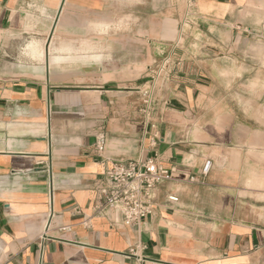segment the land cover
Segmentation results:
<instances>
[{
  "label": "crops",
  "instance_id": "obj_1",
  "mask_svg": "<svg viewBox=\"0 0 264 264\" xmlns=\"http://www.w3.org/2000/svg\"><path fill=\"white\" fill-rule=\"evenodd\" d=\"M190 14L214 43L242 46L240 57L228 53V70H256L264 91V52L250 51L264 48V0H196ZM166 33L165 0H0V264H264V225L236 192L244 168L234 148L211 149L188 126L207 87L186 79L166 90L165 80L154 109H143ZM251 106L243 102L241 120L234 106L227 112L226 138L246 141L235 146L242 156L247 141L264 140V116ZM152 157L173 174L154 214L135 227L115 213L93 217L111 162Z\"/></svg>",
  "mask_w": 264,
  "mask_h": 264
},
{
  "label": "rangeland",
  "instance_id": "obj_2",
  "mask_svg": "<svg viewBox=\"0 0 264 264\" xmlns=\"http://www.w3.org/2000/svg\"><path fill=\"white\" fill-rule=\"evenodd\" d=\"M160 6H162V2ZM166 3V43L155 42V60L154 64L144 78L145 84L155 85L156 88L151 94V102L146 104L144 91L140 96L144 99V107L150 110L154 109L157 98L160 96L161 87L166 80V90L169 83L179 80H189L191 82L201 83L206 86V102L196 113L189 115L187 121L189 128H192L193 135L207 142L213 149L216 147L234 148L230 151L233 155V163L236 169L244 168V171L235 172L233 182L236 184V192L245 200L247 214L250 218L264 225V150H259L264 144V140L251 139L248 151L245 156L235 146H239L246 141L242 139L228 140L227 133V112L234 106L235 114L241 120L243 118L242 104L244 101L251 102V113H256L257 117L264 116V91H256L260 83L255 76L256 70H251L243 75L239 69L228 70V53L234 52L236 57H240L243 52L242 46L236 49L227 47L226 44H216L212 41L213 33L211 30L196 26L193 16L190 14L191 7L189 0H165ZM173 20V21H171ZM181 26L177 27V21H181ZM225 40V38H222ZM248 49V48H247ZM249 51V49L247 50ZM254 53L264 52V48L255 46L250 49ZM216 62L219 72H216ZM241 62V61H239ZM166 63V67H165ZM264 63V60H263ZM249 78L252 80L250 90H248ZM264 82V77L261 78ZM263 82L261 84H263ZM245 83V84H244ZM244 85H246L244 87ZM141 98V97H140ZM150 100V99H148ZM214 104L211 105L210 101ZM255 105V106H254ZM146 110V109H145ZM261 115V116H260ZM237 132V125H235ZM202 129V130H200ZM228 144L231 147H228ZM263 148V147H262ZM260 151H262L260 153ZM226 158L220 156L218 163H226ZM257 181V186L251 185Z\"/></svg>",
  "mask_w": 264,
  "mask_h": 264
},
{
  "label": "built area",
  "instance_id": "obj_3",
  "mask_svg": "<svg viewBox=\"0 0 264 264\" xmlns=\"http://www.w3.org/2000/svg\"><path fill=\"white\" fill-rule=\"evenodd\" d=\"M196 0H189L191 8L195 5ZM166 67V63H165ZM155 85H151L154 87ZM153 89V88H152ZM149 90L144 91L146 104L151 102ZM153 127H155L153 125ZM96 149L102 152L105 148V135L100 133L96 138ZM212 163L208 162L205 166L204 173L208 174ZM107 186L101 190L103 196L102 203L96 208L93 217H107L109 213H115L122 217L123 223L129 227L138 226L144 219L154 214L156 210V192L165 184L173 180L172 171L162 167L156 157L146 158L144 160L133 161H112L110 167L105 172ZM170 202H178L174 196L169 197ZM54 200L50 199L49 225L54 218L53 210ZM81 211L76 209L74 215H79ZM93 217L85 218L83 225L86 228L91 227ZM62 230H69L68 227ZM139 249L144 246L137 244L130 249V254L137 256Z\"/></svg>",
  "mask_w": 264,
  "mask_h": 264
},
{
  "label": "bare ground",
  "instance_id": "obj_4",
  "mask_svg": "<svg viewBox=\"0 0 264 264\" xmlns=\"http://www.w3.org/2000/svg\"><path fill=\"white\" fill-rule=\"evenodd\" d=\"M36 50V49H35ZM33 52H35V51H33Z\"/></svg>",
  "mask_w": 264,
  "mask_h": 264
}]
</instances>
